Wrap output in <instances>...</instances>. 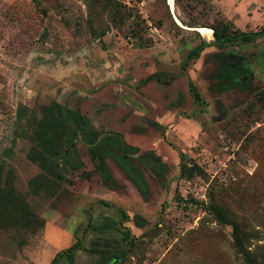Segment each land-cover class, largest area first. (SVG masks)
<instances>
[{"label":"rangeland","instance_id":"1","mask_svg":"<svg viewBox=\"0 0 264 264\" xmlns=\"http://www.w3.org/2000/svg\"><path fill=\"white\" fill-rule=\"evenodd\" d=\"M114 1L128 15L119 27L106 0H0V264H51L77 243L58 264H243L231 228L207 210L212 201L261 232L251 249L264 258V37L185 61L213 41L212 28L263 29L264 0ZM217 53L243 61L242 89L217 92ZM59 107L138 150L130 161L146 197L107 157L105 181L79 130L65 146ZM44 128L54 156L46 172L32 154ZM53 151L67 157L65 172ZM144 153L167 165L163 176ZM181 163L203 177H181Z\"/></svg>","mask_w":264,"mask_h":264},{"label":"trees","instance_id":"2","mask_svg":"<svg viewBox=\"0 0 264 264\" xmlns=\"http://www.w3.org/2000/svg\"><path fill=\"white\" fill-rule=\"evenodd\" d=\"M106 6L114 10L113 19L111 22L115 27H119L123 24L126 15L121 11V6L114 0H106ZM127 19V18H126ZM213 41L211 43L202 42L196 48H194L187 56L186 62L196 60L199 58L200 54L210 46H216L218 48H223L226 44L238 43L241 45H247L255 40L264 37V28L256 32L249 33H236L234 35H228L226 33H219L216 29L212 28ZM132 35L137 36L136 31H132ZM142 46V45H140ZM216 58L219 60L218 66L214 73V80L217 82V92L223 93L233 89H242L244 84L249 81L250 72L245 68V66L234 61L230 56L224 53H217ZM185 66H183L184 70ZM188 88L191 95L195 100H199V95L195 90L192 82L188 79ZM61 114L63 115V121L68 126V130L63 136V143L69 145L77 137V131L81 133V140L87 145H93L96 143L98 135L92 133L89 122L86 117L79 115L78 113L67 111L63 107H59ZM45 131V132H44ZM44 134L40 136L36 135L40 142V148L33 149L32 154L36 157L33 160L35 163L39 164L40 168L46 172L49 169L50 162L54 161V156L50 155L47 151L49 147L50 135L51 133L48 129L44 128ZM90 159L99 165V171L101 172L102 178L107 181L111 180L109 173L105 171L104 168V157L109 158L125 173L129 180L135 185L138 192L146 197L148 194V185L143 178V175L138 171V169L131 163L130 158L132 155L136 154L138 150L133 147H129L122 143V141L117 136H106L102 138L94 146H90ZM58 154V151H53ZM56 160L60 159L58 166L65 172L64 162L67 157L64 154L59 153ZM145 158H148L144 160ZM139 159L152 171L159 173L161 176L164 175L167 170V165L160 161L158 157L152 154L144 153L139 155ZM180 161H184V156L180 155ZM180 176L185 179H191L194 176L203 177V171L197 165L187 166L185 163H181L179 166ZM63 173L57 172L55 178L58 179ZM37 183L32 184V188L36 187ZM41 189V187H37ZM35 189V188H34ZM100 204L108 206L109 204L105 201H100ZM207 210L213 215L215 220L220 225L228 226L231 228V248L234 253L240 258L243 264H264V258H259L256 251L251 249L252 240H261V232L259 230H249L247 228L241 227L239 220L236 215H234L230 210L225 209L213 201L207 206ZM120 215L123 219L127 220L128 216L122 210H119ZM135 224L138 227H144L146 221L140 216H134L133 218ZM90 226V223H89ZM117 227L116 224H114ZM126 240V239H125ZM80 243L71 246L67 250L59 252L51 261V264H58V261L63 257L67 259H72L73 251L79 248Z\"/></svg>","mask_w":264,"mask_h":264},{"label":"flooded vegetation","instance_id":"3","mask_svg":"<svg viewBox=\"0 0 264 264\" xmlns=\"http://www.w3.org/2000/svg\"><path fill=\"white\" fill-rule=\"evenodd\" d=\"M231 58L233 59V60H235V58H239V57H237V56H235V55H233V56H231ZM241 60H243V59H241ZM240 63H242L243 65H244V63H243V61H240ZM245 66V65H244ZM112 136H117V135H112ZM104 137H106V136H104ZM104 137H101V138H99V136H98V138H97V141H96V143L95 144H97L102 138H104ZM121 141H122V139L119 137V136H117ZM122 143H123V141H122ZM95 144H93V145H88V146H94ZM124 144V143H123ZM126 145V144H125ZM128 146V145H127ZM129 147H131V146H129ZM134 148V147H133ZM152 154V153H151ZM135 155V154H134ZM134 155H132L131 157H133ZM153 155V154H152ZM153 156H155V157H158V156H156V155H153ZM159 158V157H158ZM112 161V160H111ZM132 163V162H131ZM116 164V163H115ZM117 165V164H116ZM118 166V165H117ZM134 185V184H133ZM135 186V185H134Z\"/></svg>","mask_w":264,"mask_h":264},{"label":"bare ground","instance_id":"4","mask_svg":"<svg viewBox=\"0 0 264 264\" xmlns=\"http://www.w3.org/2000/svg\"><path fill=\"white\" fill-rule=\"evenodd\" d=\"M173 2H174V0H168V3L171 5V7H172V5H173ZM201 32H202L203 35H205L206 33L209 32V30L201 29Z\"/></svg>","mask_w":264,"mask_h":264}]
</instances>
